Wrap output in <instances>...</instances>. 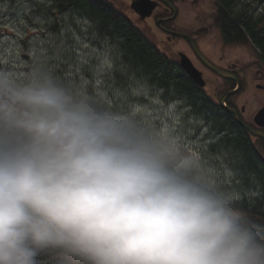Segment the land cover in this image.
<instances>
[{"label": "clouds", "instance_id": "9594fccd", "mask_svg": "<svg viewBox=\"0 0 264 264\" xmlns=\"http://www.w3.org/2000/svg\"><path fill=\"white\" fill-rule=\"evenodd\" d=\"M0 264H264V227L194 154L132 116L74 101L51 78L0 112Z\"/></svg>", "mask_w": 264, "mask_h": 264}, {"label": "rangeland", "instance_id": "374dc122", "mask_svg": "<svg viewBox=\"0 0 264 264\" xmlns=\"http://www.w3.org/2000/svg\"><path fill=\"white\" fill-rule=\"evenodd\" d=\"M196 5L193 9L183 8L177 23L181 27L191 26L192 17H195L191 31L206 26L203 39L218 50L219 36L212 28H207V23H202L210 21L216 14L214 0H196ZM68 13L59 12L54 0H0V102H7L13 91L51 78L74 101H86L100 110L128 114L146 130L169 136L186 153L194 154L219 188L238 198L239 206L244 201L253 203L259 197L260 188L247 185L244 176L237 173L233 153L218 144L220 138L211 126L203 118L194 117L181 103L164 101L160 92L143 81L144 87L139 89L137 81L141 80L120 66L116 45L99 38L90 21L72 12L70 23L76 38L72 53L59 58L54 56L53 47L42 38L50 31H59L61 24L65 23L61 17ZM141 28L149 40L170 57H175L176 50L186 49L185 44L177 39L167 43L155 26ZM223 55L228 60L238 59L241 64L249 67L253 64L256 69L264 70V65L262 68L256 64L258 58L248 44L228 47ZM22 56H27V60ZM204 74L207 80L204 91L216 101L215 92L222 93L224 87L208 72ZM235 102L238 107L245 106L243 117L253 125L254 115L264 106V94L246 86L235 97ZM14 107L11 116L7 115V109L0 112V140L26 135L15 121L28 110L23 104ZM251 142L264 157L259 140L251 137ZM253 191L255 195L251 194Z\"/></svg>", "mask_w": 264, "mask_h": 264}, {"label": "trees", "instance_id": "16d2710c", "mask_svg": "<svg viewBox=\"0 0 264 264\" xmlns=\"http://www.w3.org/2000/svg\"><path fill=\"white\" fill-rule=\"evenodd\" d=\"M54 1L59 12L72 10L94 25L99 38L115 44L120 54V66L129 75L160 92L164 101L181 103L194 117L203 118L211 126L220 138L218 144L233 153L237 173L244 176L247 185L260 188L259 197L253 203L244 201L240 207L264 227V158L233 116L214 104L179 65L107 3L102 0ZM214 3L217 8L216 25L225 43L250 45L264 64V0H214ZM259 5L262 6L258 8ZM259 143L264 148V141L259 140ZM41 264L74 262L48 254L41 257Z\"/></svg>", "mask_w": 264, "mask_h": 264}, {"label": "flooded vegetation", "instance_id": "af4514ba", "mask_svg": "<svg viewBox=\"0 0 264 264\" xmlns=\"http://www.w3.org/2000/svg\"><path fill=\"white\" fill-rule=\"evenodd\" d=\"M103 2L107 3L112 8L116 9L117 11L121 12L125 17H127L130 22L136 27L137 25H140V28L142 26H147L148 28H152V26H155L157 30L161 34L164 35L165 41L167 43L173 42L175 39L182 41L186 49L185 51L176 50L174 52L175 57H170L168 53L162 52L165 56H167L172 62L179 65V53L185 54L188 59L191 61L192 65L199 70L202 73V77L207 84V80L205 78L204 72H208L211 76L214 77L216 82H221L223 85V92L218 93L215 92L216 95V101H214L211 97H209L214 104L219 105L220 98L227 92L234 90L237 86L236 80L240 83L239 90L226 98L225 105L236 110L242 119L244 123H246L251 128L261 131L264 133V128H258L254 125H249L246 120L244 119V113H245V106L242 105L241 107L237 106V102H235V97L238 96V94L241 92V90L248 86L255 88L259 90L262 94H264V70L256 69V67L252 64L250 65L241 64V62L238 59L228 60L226 56L223 55V51L227 49L228 47L236 48L240 44L235 43H225L221 30L216 25V15L212 16V19L202 21V23H207V28H212L213 31L217 33L219 36L220 41V48L218 50H215L211 45H209L203 37L205 36V33L207 32L206 26L201 27L197 30H192L191 27L194 26V23L196 22L195 17H192V23L191 26L187 25V27H181L178 25L177 21L180 18V15L182 13L183 8L193 9L196 5V0H151L156 3V8L153 10L150 17H147L145 19H140L139 15H137L132 9L131 4L133 0H102ZM136 1V0H135ZM173 7V8H171ZM152 21V24L149 23ZM137 24V25H136ZM138 28L141 32L143 31L142 28ZM143 33V32H142ZM170 33H181L189 36L194 44L196 45L200 55L202 58L212 67L221 70L223 72H226L230 76L234 77V79H224L220 76H218L216 73H214L212 70L207 68L205 64L197 57L195 54L190 42L184 38L171 35ZM163 41V42H165ZM257 56V55H256ZM258 58V56H257ZM256 64L261 66L263 68V63L259 60H256ZM180 67V65H179ZM206 87V86H205ZM205 89V88H204ZM203 89V90H204ZM220 106V105H219ZM264 106H262L263 108ZM233 116V115H232ZM234 118V116H233ZM235 119V118H234ZM253 122V120H252ZM246 132V131H245ZM249 140L251 141V135H249L246 132ZM255 138V137H253ZM257 139V138H255ZM259 140V139H258Z\"/></svg>", "mask_w": 264, "mask_h": 264}, {"label": "water", "instance_id": "95a60500", "mask_svg": "<svg viewBox=\"0 0 264 264\" xmlns=\"http://www.w3.org/2000/svg\"><path fill=\"white\" fill-rule=\"evenodd\" d=\"M131 9L137 14L139 15L140 19H145L147 17H150V15L152 14L153 10L156 8V3L151 1V0H133L132 4H131ZM173 8V7H171ZM171 35L174 36H178L181 38H184L186 40H188L195 52V54L197 55V57L205 64V66L207 68H209L210 70H212L214 73H216L218 76L224 78V79H234V77L230 76L229 74H227L226 72H223L221 70H218L214 67H212L211 65H209L200 55L196 45L194 44V42L192 41V39L185 35V34H181V33H170ZM179 57V65L181 67V69L187 74V76L194 82V84L200 88L203 89L205 87V81L202 77V74L199 70H197L191 63V61L188 59V57L183 54V53H179L178 54ZM22 58L24 60H27V56H22ZM236 84H237V88L234 90H231L227 93H225L219 100V105L222 106L229 114L233 115L236 122L251 136H254L256 138H259L261 140L264 141V133L258 130H255L253 128H251L250 126H248L246 123H244L240 117V114L232 109L227 107L224 103L225 100L228 96L235 94L239 88H240V83L236 80ZM253 123L255 126H257L258 128H264V107L261 108L253 117Z\"/></svg>", "mask_w": 264, "mask_h": 264}, {"label": "snow or ice", "instance_id": "6c2138e0", "mask_svg": "<svg viewBox=\"0 0 264 264\" xmlns=\"http://www.w3.org/2000/svg\"><path fill=\"white\" fill-rule=\"evenodd\" d=\"M71 13L72 10H70L67 15L61 17V20L65 21V23L61 24L59 31H50L42 38L53 47V54L57 58L64 54L71 55L73 43L76 42V38L72 32V24L70 23V19L72 18ZM51 22L52 21H49V23ZM137 87L142 90L144 87L143 82L137 81ZM251 194L255 195V192L253 191Z\"/></svg>", "mask_w": 264, "mask_h": 264}]
</instances>
